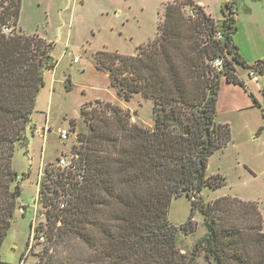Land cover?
<instances>
[{
  "label": "trees",
  "instance_id": "1",
  "mask_svg": "<svg viewBox=\"0 0 264 264\" xmlns=\"http://www.w3.org/2000/svg\"><path fill=\"white\" fill-rule=\"evenodd\" d=\"M21 2L0 0V247L17 208H26L17 201L14 145L25 143L43 71L55 66L51 42L19 31ZM236 28L232 10L217 22L192 0H170L155 37L136 54L96 53V67L108 72L118 95L152 100L153 126L132 123L117 105L82 106L88 130L78 133L69 165H46L39 182L46 225H36L34 234L43 232L46 246L36 264H194L199 252L214 264H264L258 203L200 197L205 185L223 183L219 174L206 176L208 157L230 140L228 124L215 120L220 76L245 86L235 62L264 73V62L250 65L240 55ZM219 56L224 64L217 71L212 60ZM180 195L201 211L206 228L188 256L167 218ZM194 228L191 217L180 227ZM0 264L8 263L0 256Z\"/></svg>",
  "mask_w": 264,
  "mask_h": 264
},
{
  "label": "rangeland",
  "instance_id": "2",
  "mask_svg": "<svg viewBox=\"0 0 264 264\" xmlns=\"http://www.w3.org/2000/svg\"><path fill=\"white\" fill-rule=\"evenodd\" d=\"M168 1L22 0L18 29L51 42L55 66L43 71V85L26 128L25 143L14 145L12 167L20 181L17 201L26 208L23 212L17 208L0 247L6 263L36 264L43 253L46 244L38 239L44 233L34 234L36 225H46V218L40 214L39 182L46 165L56 168L63 155L72 159L78 133L88 130L80 113L83 105L88 109L97 101L117 105L132 123L153 126L152 100L140 93L129 100L118 95L108 72L96 67V53L136 54L138 46L155 37ZM192 1L217 22L232 10L237 24L233 42L240 55L250 65L264 62V0ZM234 68L245 86L227 82L221 75L215 115L216 122L228 124L230 140L208 157L206 168L207 177L219 174L223 183L217 188L205 185L200 197L205 203L224 195L256 201L264 222V73L256 71L258 82H254L248 67L235 62ZM36 128L40 134L34 132ZM61 130L68 131L66 139H61ZM190 217L195 228L184 233L180 227ZM167 218L179 230V250L188 256L206 233L203 214L192 207L188 197L180 195L171 199ZM194 264L214 263L199 252Z\"/></svg>",
  "mask_w": 264,
  "mask_h": 264
},
{
  "label": "built area",
  "instance_id": "3",
  "mask_svg": "<svg viewBox=\"0 0 264 264\" xmlns=\"http://www.w3.org/2000/svg\"><path fill=\"white\" fill-rule=\"evenodd\" d=\"M189 14L191 16H194L193 12L190 10L188 11ZM5 31H8L7 28H5ZM216 37L220 38L221 37V33L220 32H217L216 33ZM77 58H74L73 61H76ZM223 64H224V59L223 57L219 56V57H215L213 60H212V67L215 69V70H221L222 67H223ZM249 75H250V78L254 81V82H258V77H257V72L256 70L254 69H251L250 72H249ZM34 132L37 133V134H40V131H39V128H36L34 129ZM68 136V131L67 130H61L60 131V137L61 139H66ZM263 150H264V145H263ZM69 159L66 155H63V156H60L58 161H57V165L60 166V167H67L69 165ZM64 207V202H61L59 204V208H62ZM20 211L23 212L24 209L23 208H20ZM39 241H44L45 240V237L44 236H40Z\"/></svg>",
  "mask_w": 264,
  "mask_h": 264
},
{
  "label": "water",
  "instance_id": "4",
  "mask_svg": "<svg viewBox=\"0 0 264 264\" xmlns=\"http://www.w3.org/2000/svg\"><path fill=\"white\" fill-rule=\"evenodd\" d=\"M184 133H185V134H188V129H186Z\"/></svg>",
  "mask_w": 264,
  "mask_h": 264
},
{
  "label": "crops",
  "instance_id": "5",
  "mask_svg": "<svg viewBox=\"0 0 264 264\" xmlns=\"http://www.w3.org/2000/svg\"><path fill=\"white\" fill-rule=\"evenodd\" d=\"M198 4V3H197ZM203 7V6H202ZM205 11V10H204ZM251 80V79H250Z\"/></svg>",
  "mask_w": 264,
  "mask_h": 264
}]
</instances>
